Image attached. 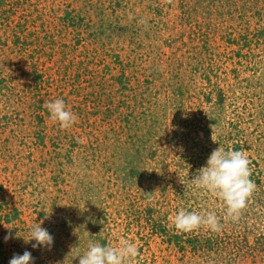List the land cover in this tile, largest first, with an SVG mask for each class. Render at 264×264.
Here are the masks:
<instances>
[{
    "label": "rangeland",
    "instance_id": "obj_1",
    "mask_svg": "<svg viewBox=\"0 0 264 264\" xmlns=\"http://www.w3.org/2000/svg\"><path fill=\"white\" fill-rule=\"evenodd\" d=\"M219 147L251 161L238 221L191 184ZM181 209L222 230L177 233ZM122 241L134 264H264V0H0V264Z\"/></svg>",
    "mask_w": 264,
    "mask_h": 264
},
{
    "label": "clouds",
    "instance_id": "obj_2",
    "mask_svg": "<svg viewBox=\"0 0 264 264\" xmlns=\"http://www.w3.org/2000/svg\"><path fill=\"white\" fill-rule=\"evenodd\" d=\"M139 23L143 24L145 21L141 19ZM44 107L50 113V118L59 123L61 129L70 128L77 120L76 115L67 109L63 99L45 101ZM211 138L216 142L214 130ZM250 164L251 161L243 151L219 147L212 151L206 166L197 169L191 184L222 202L225 220L238 221L255 190V184L250 178L252 175ZM181 183L184 184L182 180ZM146 195L149 199L153 197L152 193ZM169 220L172 221L177 233H191L202 227L218 233L223 227L214 211L197 212L181 209L174 217H169ZM11 238L9 233L5 240ZM25 241L28 243L35 241L32 244L33 248L41 246L51 248L54 237L37 223L30 230V239ZM139 255V249L134 242L122 241L119 246L89 242L87 250L73 258H78L79 264H134ZM9 264H34V258L31 252L25 251L22 255L14 254Z\"/></svg>",
    "mask_w": 264,
    "mask_h": 264
}]
</instances>
